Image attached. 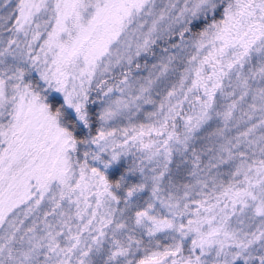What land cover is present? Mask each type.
Masks as SVG:
<instances>
[{
	"label": "snow or ice",
	"instance_id": "obj_1",
	"mask_svg": "<svg viewBox=\"0 0 264 264\" xmlns=\"http://www.w3.org/2000/svg\"><path fill=\"white\" fill-rule=\"evenodd\" d=\"M0 264H264V0H0Z\"/></svg>",
	"mask_w": 264,
	"mask_h": 264
}]
</instances>
